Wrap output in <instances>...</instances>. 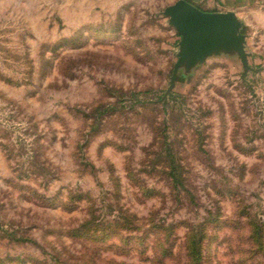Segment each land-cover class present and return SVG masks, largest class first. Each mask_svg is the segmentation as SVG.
I'll return each instance as SVG.
<instances>
[{"label":"rangeland","instance_id":"rangeland-1","mask_svg":"<svg viewBox=\"0 0 264 264\" xmlns=\"http://www.w3.org/2000/svg\"><path fill=\"white\" fill-rule=\"evenodd\" d=\"M178 1L0 0V264H264V0L170 92Z\"/></svg>","mask_w":264,"mask_h":264},{"label":"water","instance_id":"water-1","mask_svg":"<svg viewBox=\"0 0 264 264\" xmlns=\"http://www.w3.org/2000/svg\"><path fill=\"white\" fill-rule=\"evenodd\" d=\"M164 16L181 38L170 92L182 70L190 73L212 57L236 55L246 74L253 70L249 64L247 36L242 33L243 23L236 12H204L187 0H179L166 8Z\"/></svg>","mask_w":264,"mask_h":264},{"label":"crops","instance_id":"crops-1","mask_svg":"<svg viewBox=\"0 0 264 264\" xmlns=\"http://www.w3.org/2000/svg\"><path fill=\"white\" fill-rule=\"evenodd\" d=\"M204 12H230L235 11L237 0H187Z\"/></svg>","mask_w":264,"mask_h":264},{"label":"trees","instance_id":"trees-1","mask_svg":"<svg viewBox=\"0 0 264 264\" xmlns=\"http://www.w3.org/2000/svg\"><path fill=\"white\" fill-rule=\"evenodd\" d=\"M205 238V236H203L202 238H200L198 241L193 240L191 243V248H190V253H191V257H193V264H200V257H201V245L203 243V239Z\"/></svg>","mask_w":264,"mask_h":264}]
</instances>
